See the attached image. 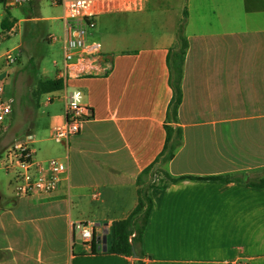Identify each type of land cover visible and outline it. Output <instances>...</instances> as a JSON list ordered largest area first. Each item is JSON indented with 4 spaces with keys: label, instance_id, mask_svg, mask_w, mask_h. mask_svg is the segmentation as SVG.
Wrapping results in <instances>:
<instances>
[{
    "label": "crops",
    "instance_id": "1",
    "mask_svg": "<svg viewBox=\"0 0 264 264\" xmlns=\"http://www.w3.org/2000/svg\"><path fill=\"white\" fill-rule=\"evenodd\" d=\"M24 3L28 8L7 0L5 28L26 22V39L45 31L44 21L62 20L50 14L62 7L54 0H42L33 18L24 14L38 0ZM95 7L90 38L105 58L91 74L73 67L65 88L43 94L49 100L32 125L40 135L35 155L67 159L69 173L56 193L38 198L17 197L11 177L0 172V264H133V256L109 250V235L137 206L138 177L163 152L167 124L182 130V142L163 168L174 177L226 179L185 177L151 188L140 259L264 264V184H251L264 179V0H97ZM16 8L23 15L13 14ZM185 11L183 101L178 120L168 122L174 94L168 54ZM48 37L62 48V36ZM74 89L83 91L91 116L69 143H56L52 127L65 122ZM86 220L95 223L96 252L93 241L77 239L75 223ZM105 233L107 250L100 242Z\"/></svg>",
    "mask_w": 264,
    "mask_h": 264
},
{
    "label": "built area",
    "instance_id": "2",
    "mask_svg": "<svg viewBox=\"0 0 264 264\" xmlns=\"http://www.w3.org/2000/svg\"><path fill=\"white\" fill-rule=\"evenodd\" d=\"M14 3H24L28 0H13ZM97 0H54L63 8L62 20L64 34L62 36L63 59L54 60L59 70L58 77L65 83L69 72L75 66H82L81 74H91L97 64L105 58L99 42L90 38L91 31L97 24ZM16 28L7 30L11 35ZM5 34V35H6ZM6 63L15 61L11 50L4 55ZM5 84L0 83V126L11 117L14 97L4 98ZM91 116V111L84 102V94L80 89H74L69 95L66 106V120L52 127L51 138L56 143H69L71 138L81 132L83 122ZM37 136L32 132L16 138L0 157V165L11 177L14 193L17 197L44 198L56 193L69 173V161L60 157L49 156L39 158L35 155L34 145ZM94 196L97 197L95 190ZM75 228L84 242L94 239L95 223L91 220L78 221ZM229 264H238L231 262Z\"/></svg>",
    "mask_w": 264,
    "mask_h": 264
},
{
    "label": "rangeland",
    "instance_id": "3",
    "mask_svg": "<svg viewBox=\"0 0 264 264\" xmlns=\"http://www.w3.org/2000/svg\"><path fill=\"white\" fill-rule=\"evenodd\" d=\"M41 1L38 0V6L28 9L24 16L33 18L39 15V9L41 8V4L39 3ZM19 5L22 4L16 3L14 6ZM8 7L5 3L0 2V55L11 50L15 61L5 64V70L9 74V85L7 84L8 87H6L3 96L4 98L13 96L15 97V102L11 117L0 126V157L16 138L27 132H32L37 136V139L39 138L38 136L40 135L36 133L37 131L32 125L38 119L39 107L49 99L46 95L38 96L36 93L38 82L40 79H49V77L55 76L57 68L54 60L61 61L63 59L61 42L56 41L52 45L48 37L49 33H53L57 37L63 36V20L53 19L52 21H44L43 23L47 26L46 30L41 34L31 32L32 36H34L33 38L27 33L26 35L29 37L26 39L23 33V27L26 22H23V27L17 28L13 34L7 35V28L2 26V20L4 17L9 19L11 16V11L8 10ZM26 8H28V5ZM20 11L19 8H16L13 14L17 16L23 15ZM53 13L60 15L63 13V8L59 7L58 10L50 14ZM46 14V12H43V16H47ZM31 23L37 24L40 22L39 20L27 21V25ZM42 34L47 37L46 42H41L40 38ZM23 37L25 38V43L22 50L20 45L22 44ZM163 160L164 158H161L157 164L159 169L163 168ZM0 172L7 174L3 169H0ZM155 178L157 183H161V174L156 175ZM78 236L77 239L81 240L80 235Z\"/></svg>",
    "mask_w": 264,
    "mask_h": 264
},
{
    "label": "trees",
    "instance_id": "4",
    "mask_svg": "<svg viewBox=\"0 0 264 264\" xmlns=\"http://www.w3.org/2000/svg\"><path fill=\"white\" fill-rule=\"evenodd\" d=\"M2 3H6L7 0H0ZM33 3V2H32ZM31 3V4H32ZM9 10V9H8ZM187 11L184 12V16L179 25L177 33V42L171 47L168 54V64L170 68V82L173 87V99L169 105L167 120L168 122H174L178 120L179 107L183 101V77H184V65L186 60V54L188 49V39L185 35V23H186ZM8 18L2 20V26L7 27ZM65 81L56 76L49 79H40L38 82V88L36 93L41 96L53 91L62 90L65 88ZM167 142L160 157L145 168L139 175L137 180L138 185V203L133 212L125 219L117 220L112 224V230L109 235L111 241L109 250L112 252H121L129 256H133L136 260L133 264H144L142 261L143 251L142 242L143 235L146 229L151 210L153 208V201L149 195V190L153 187H166L170 182L177 181L185 177L191 178H203V179H226L224 176H180L174 177L165 168L159 169L157 167L161 158H164L163 162H168L174 157L176 149L182 142V130L180 128H174L167 124ZM161 174V183L156 182V175ZM253 185L261 187L264 184V179L259 183H251ZM96 239H93L92 251H97Z\"/></svg>",
    "mask_w": 264,
    "mask_h": 264
},
{
    "label": "water",
    "instance_id": "5",
    "mask_svg": "<svg viewBox=\"0 0 264 264\" xmlns=\"http://www.w3.org/2000/svg\"><path fill=\"white\" fill-rule=\"evenodd\" d=\"M244 179H245L246 181L249 180V173H248V172H245V173H244ZM100 242H101L102 245H103V250H107V249H108V235H107V233H105V234L103 235L102 240H100Z\"/></svg>",
    "mask_w": 264,
    "mask_h": 264
}]
</instances>
